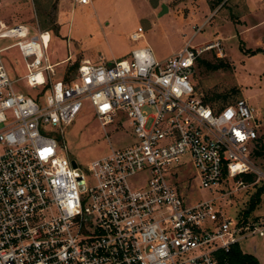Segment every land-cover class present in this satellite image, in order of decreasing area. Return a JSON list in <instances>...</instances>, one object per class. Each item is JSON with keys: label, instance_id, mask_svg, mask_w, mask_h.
Segmentation results:
<instances>
[{"label": "built area", "instance_id": "obj_1", "mask_svg": "<svg viewBox=\"0 0 264 264\" xmlns=\"http://www.w3.org/2000/svg\"><path fill=\"white\" fill-rule=\"evenodd\" d=\"M193 28L162 61L137 47L111 64L82 60L69 74L49 62L47 30L29 36L26 24L0 15V40H14L0 44V264H220L221 251L264 238V210L232 222L214 199L187 205L170 181L188 164L204 188L233 180L245 187L243 174L264 184L253 160L254 108L242 98L211 105L191 83L198 58L222 50L218 38L192 45L201 25ZM13 47L26 69L14 79L4 56ZM86 103L101 126L124 114L134 135L126 148L92 160L89 180L54 136L62 139ZM137 173L143 179L132 186Z\"/></svg>", "mask_w": 264, "mask_h": 264}, {"label": "rangeland", "instance_id": "obj_2", "mask_svg": "<svg viewBox=\"0 0 264 264\" xmlns=\"http://www.w3.org/2000/svg\"><path fill=\"white\" fill-rule=\"evenodd\" d=\"M70 1L1 0L0 15L8 25L26 24L30 28L29 36L36 34L38 27L47 30L51 37L46 51L49 62L54 63L70 55L71 62L59 65V72L68 71L67 68L78 62L81 56H89L93 63L129 59L131 50L137 47H148L154 59L162 61L191 37L193 26L201 25L192 45L218 38L222 50L207 51L198 58L191 83L205 98L216 99L217 105L233 103L241 98L247 100L260 119L256 150L260 145L264 150V52L255 51L264 43V20L253 25L263 19L262 14L249 12L243 7L241 10L235 8V3L240 0H227L224 6L222 2L214 9L207 0H96L95 4L69 5ZM203 1L207 2V7ZM161 2L168 4L171 10L160 15ZM151 6L155 9L152 10ZM134 31H141L143 38L131 40L129 33ZM13 41L3 39L0 44ZM4 56L12 79L26 72L16 47L5 51ZM200 59L211 64L222 61L226 65L210 69ZM16 85H23L28 95L35 96V91L27 87L24 80ZM54 136L59 143H64V154L77 163L88 180L87 167L92 160L106 155L111 147L123 149L134 142L132 128L124 114L119 113L113 122L101 126L87 103L72 123L64 127L62 139L58 133ZM253 160L256 167L264 172V153L261 156L254 154ZM173 171L176 177L170 181L187 205L214 199L232 222L242 217L252 197L257 196L255 191L261 184L243 180V187L233 180L213 190L200 184L197 171L191 165L186 164ZM142 179L141 173H137L128 181L136 186ZM257 199V206L248 217L264 210V192ZM240 246L264 264V238L254 235L242 241Z\"/></svg>", "mask_w": 264, "mask_h": 264}, {"label": "trees", "instance_id": "obj_3", "mask_svg": "<svg viewBox=\"0 0 264 264\" xmlns=\"http://www.w3.org/2000/svg\"><path fill=\"white\" fill-rule=\"evenodd\" d=\"M210 7L212 9H214L216 6H218L219 4H221L222 2V6H224L227 2V0H207ZM262 51L264 52V43L263 46H260L258 48H256L255 51ZM254 51V50H253ZM199 61H202L208 68L210 69H217L220 66L223 67L226 64L222 63V61H220L218 64H211L209 62H206L202 59H200ZM79 63L78 62H74L72 64V66L68 67L67 70L70 72H74L76 71L77 67H78ZM207 102H209L211 105L215 104L217 102L216 99L212 98H206ZM264 150L262 145H260L258 150H255L254 154L257 156H261L263 155ZM243 178L245 181L247 182H251L254 179V175L253 174H243ZM264 192V184H262L261 186H259L257 188V190L255 191V194L258 196L261 193ZM257 196L254 198V196L251 199V203L248 206L247 210L243 212L242 214V218L244 220H246L248 218V214H250V212L255 209V207L257 206ZM218 258H219V263L220 264H260L258 262V260L251 254L246 253V252H242V250L239 248V245H233L230 250L228 252H224L221 251L218 254Z\"/></svg>", "mask_w": 264, "mask_h": 264}, {"label": "crops", "instance_id": "obj_4", "mask_svg": "<svg viewBox=\"0 0 264 264\" xmlns=\"http://www.w3.org/2000/svg\"><path fill=\"white\" fill-rule=\"evenodd\" d=\"M95 1L96 0H90L89 1V3L88 4H95ZM68 2V1H67ZM208 2V1H207ZM207 2L206 1H203V3L205 4V7H207ZM69 5H75V4H81V3H78V2H76V1H74V0H71L69 3H68ZM161 4H162V2H161ZM82 5H86V4H82ZM167 5V7H168V12L171 10V8H170V6L168 5V4H166ZM161 6V5H160ZM241 7H243V8H246L247 9V11H249V12H255V13H260V14H262L263 15V19L260 21V22H258V23H255V24H253V25H256V24H259V23H261V22H263V20H264V0H240L239 2H236L235 3V8H237V9H239V10H241ZM151 9L153 8V9H155L154 7H150ZM152 9V10H153ZM59 24H60V22H59ZM142 33V32H141ZM130 34V33H129ZM142 36H143V34H142ZM216 39V38H215ZM183 46V45H182ZM181 46V47H182ZM180 47V48H181ZM179 50V49H178ZM176 52V51H175ZM174 53V52H173ZM69 56L70 55H68L67 57H65V58H63V59H61V60H59V61H57V62H60V64L59 65H61V64H64V63H67V62H71V59L69 58ZM82 60H89L90 62H92L91 61V59H90V57L89 56H84V57H80L79 58V61H78V63L80 64V62L82 61ZM110 62V61H109ZM54 63H56V62H54ZM73 63V62H72ZM93 63V62H92ZM58 65V66H59ZM57 66V67H58ZM58 69V68H57Z\"/></svg>", "mask_w": 264, "mask_h": 264}, {"label": "water", "instance_id": "obj_5", "mask_svg": "<svg viewBox=\"0 0 264 264\" xmlns=\"http://www.w3.org/2000/svg\"><path fill=\"white\" fill-rule=\"evenodd\" d=\"M167 11H168L167 5L165 3H162L161 4V10H160L159 14L161 15V14L167 12ZM109 64H111V61L109 62ZM71 164H72L73 167H76V165H77L74 160H71Z\"/></svg>", "mask_w": 264, "mask_h": 264}]
</instances>
